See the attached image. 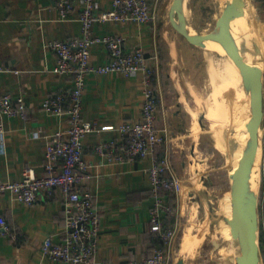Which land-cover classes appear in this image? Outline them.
Here are the masks:
<instances>
[{
    "label": "crops",
    "instance_id": "0c3cea01",
    "mask_svg": "<svg viewBox=\"0 0 264 264\" xmlns=\"http://www.w3.org/2000/svg\"><path fill=\"white\" fill-rule=\"evenodd\" d=\"M156 8L159 0H151ZM264 5V4H263ZM79 4L69 20L59 19L55 0H0V95L23 94L27 108L24 117L3 115L5 132L0 137V180L20 179L22 172L33 168L44 173L46 137L70 125L67 113L56 115L42 108L45 98L61 94L69 98L73 77L55 75L57 57L46 45L54 39L79 36ZM112 9V0H96V12ZM159 19L141 24L98 21L97 36L121 34L126 49L142 47L155 65L158 58ZM92 63L108 61L106 45L91 48ZM264 81V57H263ZM143 76L90 74L83 95L82 117L102 127H116L142 115ZM159 83L155 79V85ZM158 87H160L158 85ZM157 91V90H156ZM264 102V98H263ZM66 105V103H65ZM161 116V111L159 112ZM159 124L163 126L162 120ZM118 136L105 130L85 136L84 155L91 168L81 188L90 190L101 212V234L95 264H127L148 256L161 243L150 228L153 203L148 169L151 158L134 162L103 163L96 145ZM261 169L259 174L260 263L264 264V116L259 130ZM171 153L167 145L158 146L157 157ZM172 156V154H171ZM0 214L8 230L0 234V264H62L41 255L46 236L55 241L63 237L64 211L59 190L45 194L32 205L14 203L8 195L0 198ZM258 214V211H257ZM258 230V228H257Z\"/></svg>",
    "mask_w": 264,
    "mask_h": 264
},
{
    "label": "built area",
    "instance_id": "2783aa9c",
    "mask_svg": "<svg viewBox=\"0 0 264 264\" xmlns=\"http://www.w3.org/2000/svg\"><path fill=\"white\" fill-rule=\"evenodd\" d=\"M55 2L61 21L69 20L79 4L82 8L78 19L81 23L80 35L54 39L46 45L57 57L52 72L55 75H71L73 82L68 99L61 94L49 96L44 99L42 108L56 115L67 113L70 125L65 130L45 135L44 173L38 176L33 168H27L20 179L0 180V198L8 195L14 203L32 205L43 195H52L59 190L65 215L63 237L55 241L52 235L46 236L40 248L41 255L62 264H95L101 234V212L95 195L81 188L91 168L85 159L83 139L92 132L113 131L118 136L97 144L96 152L103 163L151 158L152 164L148 169L153 196L150 228L167 247H157L148 256L130 260L127 264H165L177 237L176 228L168 224L173 213L169 195L180 192L181 178L169 151L161 157L155 155L158 146L168 141L166 127L159 125V97L152 81L155 68L142 47L126 49L121 34L97 36L93 31L98 21L155 22L158 19L156 5L151 0H112V9L96 12V0ZM96 43L106 45L109 53L108 61L99 65L92 63L91 48ZM1 71L4 69L0 67ZM114 73L126 77L143 76L140 120L125 121L116 127H102L94 121L84 120L83 95L88 76ZM26 108L23 94L0 95V137L5 132L2 116L24 117ZM261 224L264 231V219ZM7 230V221L0 214V234Z\"/></svg>",
    "mask_w": 264,
    "mask_h": 264
},
{
    "label": "rangeland",
    "instance_id": "374dc122",
    "mask_svg": "<svg viewBox=\"0 0 264 264\" xmlns=\"http://www.w3.org/2000/svg\"><path fill=\"white\" fill-rule=\"evenodd\" d=\"M228 1L188 0L197 32L213 31L218 17L230 7ZM248 1L246 13L255 23L260 41L256 53L263 62L264 0ZM174 2L158 1V58L152 76L160 121L168 135L165 145L181 178L180 192L170 195L173 213L168 224L176 228L177 237L165 264H242L243 246L221 214L226 215L235 204L236 180L228 175L226 159L216 148L211 131L213 121L229 123L234 116L231 87L215 78L231 62L217 51L190 43L173 27L170 11ZM242 78L244 87H250L248 77L242 74ZM257 179L259 185V175ZM160 247L167 249L163 244Z\"/></svg>",
    "mask_w": 264,
    "mask_h": 264
},
{
    "label": "bare ground",
    "instance_id": "6f19581e",
    "mask_svg": "<svg viewBox=\"0 0 264 264\" xmlns=\"http://www.w3.org/2000/svg\"><path fill=\"white\" fill-rule=\"evenodd\" d=\"M245 1L244 15L236 17L230 24L223 29L221 34L215 40L209 41V43L202 47L204 50L210 49L220 52L222 57H226L231 62V66L226 67L224 74L216 76V80L220 81L226 86L231 87V98L233 101L234 116L229 123L222 122L220 120L213 121L211 131L213 132V141L226 159L225 164L227 167L228 175L231 179L237 180L243 171L246 164V150L250 141V126L249 121L251 118V93L247 87H244L242 83V74L247 73L248 68L245 66L242 70L236 65L233 59L228 54L225 47H223L219 39L227 34L233 35V42L241 49H246V56L244 59L253 65H260L263 70L262 60L256 53L260 41L255 31L254 24L248 20L246 8L249 4L248 0ZM251 2V1H250ZM230 6H234V0H229ZM251 4V3H250ZM250 6V5H249ZM225 9V7H224ZM184 19L193 33H197V30L193 27L190 20V5L188 0L184 2ZM225 12V11H224ZM252 12V11H251ZM250 13V11H249ZM219 18V17H218ZM254 21V19H253ZM259 25V24H258ZM263 42V41H262ZM244 47V48H243ZM250 53H255L257 56H251ZM220 73V72H219ZM222 155V156H223ZM222 160V159H221ZM224 161V160H223ZM224 164V163H223ZM261 157H260V142L257 151V156L252 170L250 186L252 195L249 203V211L247 215L248 223L251 226L252 231L257 232L258 228V214H257V196L259 191L258 175L260 174ZM238 181V180H237ZM234 183V182H233ZM227 216L222 212L221 214L228 222L234 217V205H231L226 212Z\"/></svg>",
    "mask_w": 264,
    "mask_h": 264
},
{
    "label": "water",
    "instance_id": "95a60500",
    "mask_svg": "<svg viewBox=\"0 0 264 264\" xmlns=\"http://www.w3.org/2000/svg\"><path fill=\"white\" fill-rule=\"evenodd\" d=\"M184 2L185 0H175L170 11L171 23L173 27L190 43L196 44L200 47H204L209 41L218 38L223 29L227 27L233 19L244 15L245 1L235 0L234 6H230L227 11L217 19L213 31L208 34L199 32L193 33L184 19ZM233 40V35L227 34L219 39V42L225 47L230 57L241 70L247 66L248 71L243 75L248 77L250 81V87L247 88H250L252 99L250 103L251 118L249 121L250 141L248 150H246V164L237 179L238 181L236 180L235 182L234 217L232 220H228V222L231 228L235 230L240 243L243 246L242 264H259L261 260L259 238L260 223L258 221V231L254 232L252 231L246 217L248 215L249 203L252 195L250 180L260 142L259 130L264 116L263 70L259 64L253 65L248 63L244 59V56L247 55V50L244 47V49L238 47L234 44ZM250 55L253 57L257 56L255 53H250ZM257 208L259 220V195L257 198Z\"/></svg>",
    "mask_w": 264,
    "mask_h": 264
},
{
    "label": "trees",
    "instance_id": "16d2710c",
    "mask_svg": "<svg viewBox=\"0 0 264 264\" xmlns=\"http://www.w3.org/2000/svg\"><path fill=\"white\" fill-rule=\"evenodd\" d=\"M169 200H170V195H169ZM171 201V200H170ZM161 242V241H160ZM162 244V242L159 244V247H160V245Z\"/></svg>",
    "mask_w": 264,
    "mask_h": 264
}]
</instances>
